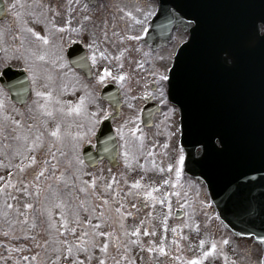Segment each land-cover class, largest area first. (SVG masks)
Segmentation results:
<instances>
[{
	"label": "rangeland",
	"instance_id": "1",
	"mask_svg": "<svg viewBox=\"0 0 264 264\" xmlns=\"http://www.w3.org/2000/svg\"><path fill=\"white\" fill-rule=\"evenodd\" d=\"M11 1L14 6L13 11L16 12L18 3L15 0ZM36 1H42L40 9L35 13L34 18L28 17L27 19L30 24L37 27H40L39 23H44L52 29L51 22L54 23L57 18L62 19L68 9L67 0H61L57 7H55L54 0H28V3ZM33 30L34 33L41 34L44 27L42 25ZM16 31L20 32V30ZM24 37L26 39V35ZM7 49L8 53L0 58V71L7 65L28 67V59L11 51L10 46H7ZM32 61L36 68L40 69V61ZM35 72L36 70L34 74ZM44 79L40 78L38 82V88L42 89H36V98L33 102L36 110L46 113L42 121L35 120L34 117H27L25 120L24 114H32L28 113L32 105L29 104L30 106L28 105L23 112H19L17 108L8 103L6 95L0 90V188L7 181L9 172L13 173L14 177L2 190L4 192L0 191V264H62L63 261L71 264L75 256L82 259L78 261L75 258L77 264H84L86 258H90V264H100L101 261H105V264H114V261H118L119 264H192V261H196L197 264H252L257 260L259 250L251 241H234L228 238L220 228L216 211L210 203L207 191L203 188L192 186L184 189L176 188L173 199L168 204L164 201V187H161L162 191H160L161 188L159 192L155 190L156 187L161 186L162 179L159 180L160 184L155 185L154 188L150 180L143 182L144 177L139 170L136 172L133 169V173L130 170H124L123 175H118L108 166L91 175L88 171L84 173L85 168L83 167V171L79 170L74 175L76 177L66 175L72 174L79 168L75 166L64 172L66 160L56 163L51 158L54 153L52 147L56 141L60 147V142H58L60 139L63 141L73 139V134L68 133L65 127L73 114L70 106L63 111L62 106L56 105L59 99L56 96L58 93L54 94L52 88L46 89ZM38 93H50V95H39ZM63 100L60 98L59 102L62 103ZM74 106L75 108L82 106V103L77 102ZM17 121L19 123H16ZM25 121H28L26 125ZM57 126L60 130L59 137H54L52 132ZM80 127L81 125L77 126V128ZM23 130L21 136H16ZM38 133L42 138L43 149L41 147L33 153L37 150ZM14 136L16 137L12 139ZM75 139L78 142L79 164V161H83L81 149L88 140L81 139L78 135ZM153 140L163 145L164 139L161 137L153 138ZM147 142L151 143L149 139ZM159 145L158 148L164 147H159ZM175 148H177L176 140L172 139V141L169 140L165 150L155 151L159 153L160 162L170 163L174 160V163H177L175 161L177 156L171 154ZM33 156L36 157L35 164L30 162ZM46 159L47 163H45ZM154 159L156 160L157 156ZM138 161L143 164L142 161ZM150 163H153L151 168L156 175L164 173L165 167L159 171L161 166L157 165L151 156L148 159V164ZM55 164H59V167ZM21 165L24 167L21 168ZM131 166L133 168L132 164ZM40 172H43V175L38 176ZM61 172L66 175L65 180L75 182L70 184L68 189L75 188L79 194L78 199L69 197L73 203L65 199L68 196L63 188L65 181L59 179ZM153 176L155 177V174ZM18 177L19 180L16 179ZM133 177L136 178L135 181ZM93 179L96 181L94 188L91 182ZM15 180L19 184H16ZM55 180L62 181L56 190ZM41 181H43L42 188ZM134 182L139 186L134 185ZM37 185L40 186L39 196L36 195ZM108 185L111 187H107ZM85 187L89 189L87 193L81 191ZM22 188L27 191H20ZM57 192L59 195L56 194ZM149 192L151 195L147 194ZM99 197H104V199ZM61 201L63 206H61ZM79 201H84V203L80 204ZM140 202L144 204V210ZM29 203L33 204V208L29 217L30 225L26 226L21 219L25 216L26 210H31L26 207ZM175 209L184 210L183 220L176 218L173 212ZM162 216H168V218H163L164 223L161 220ZM65 220L68 221L67 224L64 223ZM89 220H91L90 224L87 223ZM73 227L76 228L74 236L71 231ZM136 229L140 230L138 234ZM85 233L87 235H84ZM99 233H109V235L102 236ZM134 233L138 235L139 248L126 244L128 240H133ZM85 237H90V242ZM44 240H48L47 245H44ZM64 240H68L69 244L64 245ZM225 240L228 243L225 244ZM78 241H82L85 249L89 247L88 245L96 248L81 249V243ZM201 241H204L203 245ZM122 242L125 246L121 245ZM211 242H215L217 249L210 250ZM37 244L43 247H37ZM104 244L108 245L106 252L103 248ZM68 246L72 247L71 255L67 251ZM79 247L80 253L77 254L76 250ZM161 248L164 249L163 252Z\"/></svg>",
	"mask_w": 264,
	"mask_h": 264
},
{
	"label": "water",
	"instance_id": "2",
	"mask_svg": "<svg viewBox=\"0 0 264 264\" xmlns=\"http://www.w3.org/2000/svg\"><path fill=\"white\" fill-rule=\"evenodd\" d=\"M177 1L199 21L170 79H179L169 98L181 109L186 173L206 183L229 229L264 242V0H160L156 24ZM3 75L12 99L23 104L26 76L13 68ZM97 141L99 157L117 165V141L107 124Z\"/></svg>",
	"mask_w": 264,
	"mask_h": 264
},
{
	"label": "flooded vegetation",
	"instance_id": "3",
	"mask_svg": "<svg viewBox=\"0 0 264 264\" xmlns=\"http://www.w3.org/2000/svg\"><path fill=\"white\" fill-rule=\"evenodd\" d=\"M60 3L61 0H54L55 7ZM67 7L63 18H57L54 22L52 31L53 86L58 91L69 92L73 99L71 109H75L78 91L98 94L106 86L112 85L111 89L118 90L121 95L119 110L101 99L98 100L102 104L101 110L96 103L91 105L98 114L89 123L90 138L95 137L103 120L111 118L119 140V157L130 160L140 158L143 164L139 165L138 170L143 176L146 171H150L147 179L156 175L151 168L153 163L148 164L151 156L161 166L159 171L165 167L164 173L159 176L168 181L167 185L175 186L174 191L189 187V182L203 188L198 181L184 174L183 166L179 164V156L183 153L177 145L175 151L171 152L177 156V163H161V159H154L159 156L155 151L165 150L169 140H176L181 132L177 123L178 109L168 101L169 82L162 81L161 76L169 77L178 49L190 39L192 29L198 28L199 24L188 20L187 15L179 10L171 9L165 27L160 29V41L148 45L147 33L158 12L157 0H97L96 3L67 0ZM13 25L14 20L11 19L0 22V36L7 37ZM26 39H31L26 40L28 46L38 42L34 38ZM41 44L47 46L50 40ZM46 52L49 51L30 53L32 55L26 53L34 58ZM121 75L124 76L123 80L120 79ZM101 76L105 77L104 80L100 79ZM172 109L174 111H170ZM160 137L164 139L163 145L153 140ZM148 138L153 144L151 150L146 152ZM158 145L164 147L158 148ZM102 164L106 162H100L97 169ZM169 165H172L171 169ZM177 172L180 174L177 175ZM165 198L170 203L173 195L166 194ZM141 205L145 208L144 204ZM177 210L173 211L175 215Z\"/></svg>",
	"mask_w": 264,
	"mask_h": 264
},
{
	"label": "snow or ice",
	"instance_id": "4",
	"mask_svg": "<svg viewBox=\"0 0 264 264\" xmlns=\"http://www.w3.org/2000/svg\"><path fill=\"white\" fill-rule=\"evenodd\" d=\"M129 15H131V13H129ZM85 19H87V17H85ZM35 35L38 36V37H40V39L43 40L45 43L47 42V37H45V36H41V34H40L39 32H36ZM225 58H226V62H228V63H231V62H232V60H231L230 58H228L227 53H225ZM40 59H44V57L41 56ZM93 59H95V57H93ZM105 72L108 73V70L105 69ZM104 78H105L104 76H101V77H100L101 80H104ZM120 79L123 80V79H124V76L121 75V76H120ZM161 80H162V81H169V84H170L173 88H177V87H179V79H178V78H177L176 82H173V81L169 80V77H168L167 75H162V76H161ZM38 94H39V95H50V93H38ZM161 95H163V92L161 93ZM82 99H83V98H82ZM70 111H76V112H79V111H80V108H79V106H77L75 109H70ZM170 111H174V109H172V110H170ZM16 123H19V121H17ZM59 133H60L59 126H57V127H56V130L52 132V136H54V137H59ZM216 139H217V142L222 146V144H223V139H224L223 136H221V135H219V134H216ZM60 154H61L62 156L64 155L63 152H61ZM127 155H128V153L125 152V156H127ZM51 158H52V159H55V157H51ZM184 160H185V157H184L183 154H181V155L179 156V164H180L181 166L184 164ZM30 162H31L32 164H35V163L37 162V161H36V157H35V156L31 157V158H30ZM45 163H47V159L45 160ZM65 163H66V168L64 169V172H67L69 169H72V168H73V161H72L71 159L66 160ZM79 163L82 164L83 161H79ZM56 166L59 167V164H57ZM20 167L23 168L24 166L21 165ZM171 168H172V165H169V169H171ZM78 171H79V169L74 170V171L72 172V175H76V173H77ZM64 172H61V174H60V176H59V179L65 181V183H64V185H63V188L66 190L65 194H66L68 197L72 198V199H78V195H79V194L76 192V189H75V188H72V189L68 190V189H69V185H70V184H74L75 182H74V181H71V180H65ZM179 174H180V173L177 172V175H179ZM37 175H38V176H39V175H43V172H40V173H38ZM53 175H55V173H53ZM164 183L167 184L168 181L166 180V181H164ZM92 186H93V188L96 186V181H95V179H93V181H92ZM138 186H139V184L137 183V187H138ZM107 187H111V185H108ZM39 188H40V186L37 185V192H36V195H37V196H39V194H40V192H39ZM20 191H22V192H26L27 190L22 188V189H20ZM81 191L87 193V192L89 191V189L85 187V188H82ZM56 194L59 195L58 192H57ZM92 194H93V195H96L95 193H92ZM147 194H148V195H151L150 192L147 193ZM177 195H178V193H177ZM99 198L102 199V200L104 199V197H99ZM79 203H80V204H83L84 201H79ZM161 203H163V201H161ZM61 206H63V202H62V201H61ZM8 207H12V205H8ZM26 207H27L28 209H32V208H33V204H32V203H29V204L26 205ZM133 207H134V206H133ZM169 207H170V205H169ZM85 210H87V209H85ZM26 218H27V217H26ZM77 219H79V216H77ZM64 223L67 224L68 221L65 220ZM87 223L90 224V223H91V220L87 221ZM71 231H72V233H75V232H76V228L73 227V228L71 229ZM139 231H140L139 229H136L137 234L139 233ZM5 235H7V233H5ZM84 235H87V233H85ZM99 235H102V236H103V235H109V233H99ZM78 242L81 243V247L83 248L82 241H78ZM200 243H201V245H203V244H204V241H201ZM224 243L226 244V243H228V241L225 240ZM47 244H48V240H44V245H47ZM63 244H64V245H68V244H69V241H68V240H64V241H63ZM36 246H37V247H43V245H41V244H37ZM103 248H104V251L106 252V251H107V248H108V245H107V244H104V245H103ZM215 248H216V244H215V242H213V244H212V249H211V250H215ZM149 250L151 251L152 249H149ZM57 251H60V249H57ZM67 251H68L69 255H71V254H72V247H71V246H68ZM161 251L163 252L164 249L161 248ZM205 255H208V253H205ZM25 259H27V257H25ZM57 259H59V257H58ZM62 264H68V262H67V261H63ZM71 264H77L76 260H73V261L71 262ZM84 264H90V258H86ZM100 264H105V261H101ZM114 264H119V262H118V261H114ZM192 264H197V262H196V261H192Z\"/></svg>",
	"mask_w": 264,
	"mask_h": 264
}]
</instances>
